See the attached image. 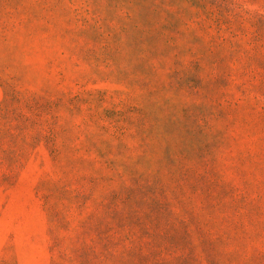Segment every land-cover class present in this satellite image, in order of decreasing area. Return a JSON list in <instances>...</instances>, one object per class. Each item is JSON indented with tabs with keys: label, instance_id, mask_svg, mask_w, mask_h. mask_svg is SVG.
I'll return each mask as SVG.
<instances>
[{
	"label": "rangeland",
	"instance_id": "rangeland-1",
	"mask_svg": "<svg viewBox=\"0 0 264 264\" xmlns=\"http://www.w3.org/2000/svg\"><path fill=\"white\" fill-rule=\"evenodd\" d=\"M186 255L264 264V0H0V264Z\"/></svg>",
	"mask_w": 264,
	"mask_h": 264
},
{
	"label": "trees",
	"instance_id": "trees-1",
	"mask_svg": "<svg viewBox=\"0 0 264 264\" xmlns=\"http://www.w3.org/2000/svg\"><path fill=\"white\" fill-rule=\"evenodd\" d=\"M159 203H163L161 200L160 201H158ZM165 204V203H164ZM179 223H181V224H185V222H183V221H180ZM184 240V239H183ZM168 241L169 242H171L172 241V239L171 238H168ZM176 243H181L180 241H176ZM145 256H148L149 257V254H145ZM188 256L186 255V258H187ZM181 264H195V262L192 260V259H190V257H189V259L187 258V259H185V262H183V263H181Z\"/></svg>",
	"mask_w": 264,
	"mask_h": 264
}]
</instances>
